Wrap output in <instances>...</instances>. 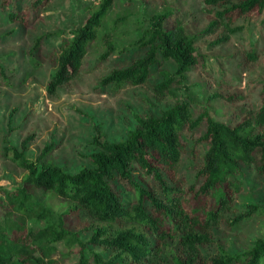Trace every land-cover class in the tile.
I'll use <instances>...</instances> for the list:
<instances>
[{
    "label": "trees",
    "instance_id": "trees-1",
    "mask_svg": "<svg viewBox=\"0 0 264 264\" xmlns=\"http://www.w3.org/2000/svg\"><path fill=\"white\" fill-rule=\"evenodd\" d=\"M49 1L22 0L17 11L7 12V21L26 25ZM203 1L214 18L201 35L216 34L214 45L227 42L239 30L236 19L264 8V0ZM11 2L0 0V7L6 9ZM112 4L113 0H101L91 7L85 22L61 41L46 84L50 95L57 96L59 87L78 77L91 47L102 50L100 62L117 51L115 31L125 17L99 32ZM169 16L167 11L151 16L148 28L136 41L138 52L101 76V87L117 92L125 86L149 85L159 98L174 94L173 87L185 81L199 57L182 22L176 19L169 24ZM40 40L34 42L31 54ZM246 55L256 58L253 51ZM168 61L174 65L173 72ZM211 98L233 101L235 96L218 93ZM133 117L136 127L121 140L108 141L97 132L92 138L94 148L86 156L87 165L75 172L48 161L54 143L47 144L35 159L27 157L32 135L18 146L4 147V156L24 175L14 191H6L15 219L0 223V264H56L50 255L59 242L79 245L76 264H89V247L101 248L90 251L95 264H264V230L241 252L217 246V254L206 259L201 250L216 244L213 230L221 225L264 215V206L256 204L235 213L243 190L236 179L242 166L255 165L264 172V91L255 117L244 118L235 126L213 119L206 107L195 116L185 100L156 115ZM12 118L10 113L9 124ZM198 130L202 133L194 143L185 140L184 133ZM185 160L193 172L189 184L180 174ZM31 188L41 190L46 198L38 199ZM48 198H57L61 204L54 208L46 203ZM78 213H85L91 222L74 231L70 219ZM32 219L44 224L27 227ZM83 232H89L85 240L80 236ZM169 242L176 245L171 261L163 256Z\"/></svg>",
    "mask_w": 264,
    "mask_h": 264
},
{
    "label": "rangeland",
    "instance_id": "rangeland-1",
    "mask_svg": "<svg viewBox=\"0 0 264 264\" xmlns=\"http://www.w3.org/2000/svg\"><path fill=\"white\" fill-rule=\"evenodd\" d=\"M100 2L51 0L36 16L29 17L26 25L7 21V12L17 11L22 0H12L6 9L0 7V223L15 219L10 215L13 207L6 191H14L24 175L22 169L4 156V147L18 146L28 135L33 138L27 157L35 159L47 144L54 143L48 161L75 172L87 165L86 156L94 148L92 138L97 132L102 139L121 140L137 125L133 114L156 115L176 101L185 100L195 116L206 107L213 119L235 126L244 118H254L262 104L264 8L259 13L236 19L239 30L227 42L214 45L216 34L201 35L214 18L213 11L203 0H113L99 32L108 30L116 19L125 17L115 31L117 51L100 62L102 50L91 47L78 77L59 87L57 96L50 95L46 84L54 70V52L63 39L71 36L75 27L85 22L89 9ZM165 11L170 12L169 24L180 20L194 39L199 62L187 73L185 81L173 87L174 94L162 98L154 95L149 85L125 86L117 92L101 87V76L138 52L136 41L148 28L151 16ZM38 37H41L40 45L31 54ZM249 51L256 54L255 59L246 55ZM167 66L174 71L171 61ZM218 93L235 98L233 101L211 98ZM10 113H13L11 124L8 122ZM201 133L200 130L194 134L184 133L185 140L192 144ZM199 149L204 151L203 146ZM180 174L189 184L193 174L189 161L182 163ZM236 179L243 190L235 203V213L251 204L264 206V172L255 165H244ZM30 192L40 200L47 196L37 188H31ZM46 203L57 208L61 200L48 198ZM90 222L85 213H78L71 217L70 228L79 231ZM43 224L32 219L27 227L37 228ZM263 230L264 215L255 214L231 226L223 224L213 230L216 244L202 246V253L209 259L217 254V246L228 252H241ZM80 236L85 240L89 232ZM175 249L176 245L169 242L163 256L171 261ZM90 251H101V248L89 247L86 251L88 263L95 264ZM50 257L56 264H76L80 258L79 245L59 242Z\"/></svg>",
    "mask_w": 264,
    "mask_h": 264
}]
</instances>
